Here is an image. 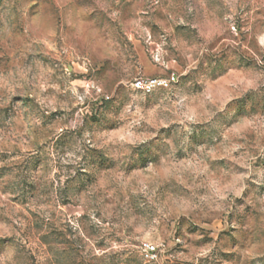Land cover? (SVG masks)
Returning a JSON list of instances; mask_svg holds the SVG:
<instances>
[{
  "label": "rangeland",
  "instance_id": "obj_1",
  "mask_svg": "<svg viewBox=\"0 0 264 264\" xmlns=\"http://www.w3.org/2000/svg\"><path fill=\"white\" fill-rule=\"evenodd\" d=\"M0 264H264V0H0Z\"/></svg>",
  "mask_w": 264,
  "mask_h": 264
},
{
  "label": "built area",
  "instance_id": "obj_2",
  "mask_svg": "<svg viewBox=\"0 0 264 264\" xmlns=\"http://www.w3.org/2000/svg\"><path fill=\"white\" fill-rule=\"evenodd\" d=\"M153 84H155V81L143 82L139 80L134 83V86L136 89L150 90L154 86ZM142 250L145 253L146 257L154 253V247L149 243H144L142 245Z\"/></svg>",
  "mask_w": 264,
  "mask_h": 264
}]
</instances>
